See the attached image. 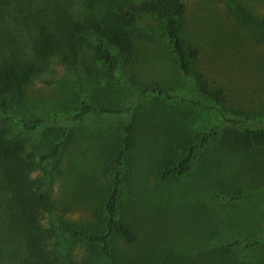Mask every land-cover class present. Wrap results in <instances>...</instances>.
I'll return each instance as SVG.
<instances>
[{
  "label": "rangeland",
  "instance_id": "obj_1",
  "mask_svg": "<svg viewBox=\"0 0 264 264\" xmlns=\"http://www.w3.org/2000/svg\"><path fill=\"white\" fill-rule=\"evenodd\" d=\"M124 1L0 0V58L11 53L31 58L35 27L57 5L84 13ZM238 7L264 17V0H186L182 22L183 37L200 50L193 65L212 86L224 89L222 102L203 96L194 80L182 74L160 24L151 18L142 23L155 41L138 40V63L122 64L121 72L138 86L158 83L171 97L108 85L105 65L85 49L82 59L94 74L83 64L67 66L56 57L25 85L20 101L9 102L16 118L40 119L48 127L29 131L5 122L8 136L22 140L26 151L38 156L55 140L63 141L59 158L32 174L51 189L55 203L54 212L42 218L45 226L94 222L105 186V160L133 122L136 145L129 156L122 215L139 241L130 246L117 238L119 255L136 250L168 262L220 264L214 249L226 240L264 237V147L233 150L220 131L199 152L190 175L168 181L158 176L163 148L179 130L194 135L214 126L264 123V33L244 21ZM83 100L95 110L75 121ZM231 195L243 196L229 202ZM53 246L64 264L89 258L86 244L67 230L58 232ZM244 253L237 248L227 264H264V249L242 262Z\"/></svg>",
  "mask_w": 264,
  "mask_h": 264
},
{
  "label": "trees",
  "instance_id": "obj_2",
  "mask_svg": "<svg viewBox=\"0 0 264 264\" xmlns=\"http://www.w3.org/2000/svg\"><path fill=\"white\" fill-rule=\"evenodd\" d=\"M185 12L186 0H127L102 11L84 13L57 5L43 15L35 27L31 58L12 53L0 58V95L3 97L0 110L4 114L0 120V264H64L53 241L59 231L66 230L73 239L84 242L89 249V258L82 264H99V260L103 261L101 264H181L165 261L159 256L153 259L136 250L122 256L116 249L117 238L130 246L139 241L137 230L122 215L129 156L136 145V126L133 122L125 126L122 142L105 160V186L94 209V222H60L50 226H45L42 218L55 210L51 189L44 187L42 178L32 174L39 167L59 158L63 141L55 140L49 150L36 156L32 151L25 150L22 140L8 136L5 122L11 121L21 130H47L48 127L40 119L16 118L9 102L20 101L25 85L43 73L56 57L67 66L83 64L89 74H94V69L82 59L85 49L93 50L105 65L111 78L108 85L127 86L142 93L171 97L169 90L162 85L138 86L121 72L122 64L138 63V40L155 41L142 23L147 18L160 24L180 71L194 80L198 92L222 102L224 89L212 86L204 73L193 65L200 50L182 35ZM237 13L264 33V17H258L242 7L237 8ZM94 110L83 100L72 119L80 121ZM220 131L228 147L233 150L250 152L264 147V123L259 126L238 127L234 123L214 126L194 135L181 129L163 148L158 160L159 178L168 181L190 175L199 152ZM242 196L231 195L229 202H237ZM252 210L253 216L255 211ZM252 219L255 220V216ZM239 247L245 252L242 256V262H245L264 249V237L247 242L239 237L226 240L218 249H214V253L219 255L220 264H227L226 260L229 256L233 257Z\"/></svg>",
  "mask_w": 264,
  "mask_h": 264
}]
</instances>
